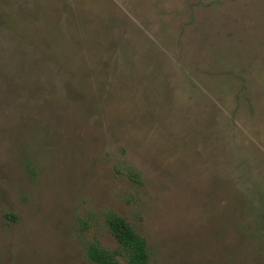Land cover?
Masks as SVG:
<instances>
[{
    "label": "rangeland",
    "instance_id": "374dc122",
    "mask_svg": "<svg viewBox=\"0 0 264 264\" xmlns=\"http://www.w3.org/2000/svg\"><path fill=\"white\" fill-rule=\"evenodd\" d=\"M108 212L264 264V0H0V264L125 263Z\"/></svg>",
    "mask_w": 264,
    "mask_h": 264
},
{
    "label": "trees",
    "instance_id": "16d2710c",
    "mask_svg": "<svg viewBox=\"0 0 264 264\" xmlns=\"http://www.w3.org/2000/svg\"><path fill=\"white\" fill-rule=\"evenodd\" d=\"M105 223L109 233L116 239L117 253L125 258V263L120 262L113 252L99 243L91 242L87 255L94 264H150L145 238L123 217L115 212H108L105 214Z\"/></svg>",
    "mask_w": 264,
    "mask_h": 264
}]
</instances>
